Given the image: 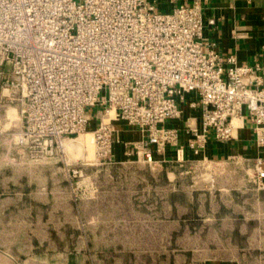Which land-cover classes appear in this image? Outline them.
<instances>
[{"label":"built area","instance_id":"1","mask_svg":"<svg viewBox=\"0 0 264 264\" xmlns=\"http://www.w3.org/2000/svg\"><path fill=\"white\" fill-rule=\"evenodd\" d=\"M214 24L200 0L169 13L158 12L155 0H0V79L3 97L20 107L16 143L33 162L60 161L66 139L89 136L103 165L120 142L113 124L122 122L142 137L127 152L156 168L155 156L168 149L183 165L186 151L199 157L246 122L264 150L261 69L221 56L204 39ZM185 112L181 128L167 127ZM65 171L82 177L76 167ZM253 171L263 190L261 158ZM78 183L70 184L73 193Z\"/></svg>","mask_w":264,"mask_h":264},{"label":"crops","instance_id":"2","mask_svg":"<svg viewBox=\"0 0 264 264\" xmlns=\"http://www.w3.org/2000/svg\"><path fill=\"white\" fill-rule=\"evenodd\" d=\"M192 2L155 0V7L160 13H169L179 5H190ZM200 8L204 20L215 21L213 26L205 28L204 39L214 44L221 56H234L238 65L258 66L264 84V0H200ZM189 116L190 113L185 112L182 122H169L167 127L181 128ZM113 125L120 142L113 145L110 161L103 164L105 166L81 168V172L88 169L90 173L84 174V179L73 193L74 198L71 196L69 199L72 209L70 221L61 216L67 201L63 202L62 198L39 201L38 206L52 209L39 219L44 231L42 242L38 241L39 246L34 248V256H53L52 264H58L60 259L61 264H250L246 261L247 256L259 254L254 251L262 247L253 240L264 239V226L261 225L264 223V189H256L249 179L228 184L226 191L219 195V201H214V214L211 215L214 222L229 224L228 249L218 246L206 248L202 240L203 252L194 251L190 248L191 243L185 247L182 240L203 239L206 236L201 232L194 233L189 225H182L185 220H174L171 200L164 196L162 200L156 198L158 190L170 188L172 191L180 182L179 175H184V164L173 162V148L168 149L164 156H155L161 161V166L142 168L154 175L146 184L141 185L136 178L133 182L122 184L96 181L97 174L112 173L114 176L117 170L114 165L143 163L126 148L128 144L139 142L141 134L122 122H114ZM4 127H10L8 121ZM181 142H185V136L181 137ZM202 158L217 163L233 160L250 166L243 171L247 172L248 178H252L254 160L261 158L264 161V150L256 148L250 126L244 122L233 140H212L199 157L185 152V164H194ZM54 170L61 171L60 168L47 169ZM30 171L26 170L24 176L29 187L34 174ZM45 172V168L40 172L37 170V174ZM50 181V184L40 181V190L44 191L45 185H54L50 190L58 191V180L51 177ZM63 186L67 188L68 184ZM204 208L205 205L197 204V210ZM47 244L48 248H39Z\"/></svg>","mask_w":264,"mask_h":264},{"label":"rangeland","instance_id":"3","mask_svg":"<svg viewBox=\"0 0 264 264\" xmlns=\"http://www.w3.org/2000/svg\"><path fill=\"white\" fill-rule=\"evenodd\" d=\"M0 72L5 73L6 67H0ZM2 82L3 79H0V264H52L53 256H45V254L34 256V248L36 245L39 246L38 241L42 242L41 236L44 231V226L39 219L52 209L51 207H40L38 203L44 202L43 200H46V198H62L63 202L67 201V206L63 208L65 210L62 211L61 216H64L69 222L70 210H72L69 199L71 196L74 198L70 184L81 182L85 177L84 174L90 173V171L86 169L85 172L82 171L81 178L72 179L68 177L65 169L74 167L81 169L84 166L91 168L89 166L96 167L100 165L95 162L94 147L89 141V136L84 135L77 138V142L80 141L81 145L76 146L77 142L73 143L75 146L72 147L67 145L68 149L65 148L64 160L50 159L33 162L29 158L27 150L16 143L15 135L19 132V130H16L18 128L17 121L20 117V107L15 102H10V100L3 97ZM9 108H15L18 115L15 114L10 127L5 128V114ZM92 124V127H94L95 123ZM81 162L86 163V165L83 166ZM114 166L117 168L114 176L112 173L102 176L97 174L95 175L96 181L122 184L133 182V179L136 178L143 185L153 179L154 176L149 174V171L142 170V168L148 166L141 162ZM249 167L233 160L223 163L184 164L182 167L184 175L183 177L179 175L180 182H177V186H174L172 191H170V188H167L166 191L163 189L158 190L156 195L158 200H162L164 196L173 203L172 216L175 221L181 218L185 220L182 225H189L191 231H195L194 233L201 232L203 236H206L203 239H184L182 245L184 242L186 247L191 243L190 248L192 250L202 253L204 250L201 244L203 240L206 243V248L218 246L228 249L229 224L217 223L212 220L211 215L214 214L213 204L214 201H219V195L224 193L225 188L227 189L228 184L232 182L239 183L240 181L243 182L244 179H249L257 189L254 175L252 178H248L247 172L243 171V169L247 171ZM42 168H45V174H37V170L40 172ZM51 168H60L61 171H47ZM26 170H31L35 174H32L33 183L31 181V187L25 184ZM236 171H239V173ZM51 177L58 180V191L50 190L54 185H45L44 191L40 190V181L50 184ZM156 182L160 184L159 180ZM65 183L68 184L69 189L63 186ZM237 193L241 194L239 191ZM197 204L199 206L205 205V208L197 210ZM184 216H189V218H184ZM261 225L263 227L264 223ZM262 231L264 233V228H262ZM253 242H257L262 247L254 251L259 254L248 255L246 261L250 264H264V239H254ZM241 243L244 244L245 241L242 240ZM39 248L44 250L48 248V244ZM248 252L252 251L249 250ZM58 262V264H61L62 259Z\"/></svg>","mask_w":264,"mask_h":264},{"label":"bare ground","instance_id":"4","mask_svg":"<svg viewBox=\"0 0 264 264\" xmlns=\"http://www.w3.org/2000/svg\"><path fill=\"white\" fill-rule=\"evenodd\" d=\"M15 114L18 115V112H17V110L15 108H9V109L6 110L5 117H6V121H8L9 124H11L14 121L13 117H14ZM108 119H112V115L111 114H110V117ZM17 122H18V128H17L16 131H18L20 129V117H19V120ZM17 137H18V134L15 135L16 139H17ZM75 142H77V139H67V140H65L63 142L64 149L67 148V145H69L70 147L75 146V145H73V143H75ZM77 145H81V142L80 141L77 142L76 146Z\"/></svg>","mask_w":264,"mask_h":264}]
</instances>
